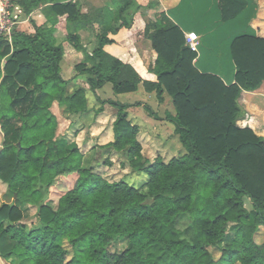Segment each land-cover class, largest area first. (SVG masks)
Returning a JSON list of instances; mask_svg holds the SVG:
<instances>
[{
  "label": "trees",
  "instance_id": "trees-1",
  "mask_svg": "<svg viewBox=\"0 0 264 264\" xmlns=\"http://www.w3.org/2000/svg\"><path fill=\"white\" fill-rule=\"evenodd\" d=\"M216 2L224 22L247 6V0ZM135 4L118 0L112 8L84 13L78 0L13 1L26 17L42 10L47 22L32 21L34 33L15 30L11 42L0 35V182L6 185L0 258L22 264H264V139L237 126L245 116L242 92L264 83V39L244 33L232 39L235 83L226 84L198 70V54L185 33L162 12L146 27L157 59L142 75L105 49L114 43L111 34L132 28L126 14ZM61 18L64 42L57 35ZM94 24L102 31L89 52L78 31ZM66 44L81 55L76 71L94 94L106 84L117 95L141 85L159 101L167 93L176 115L166 120L187 153L168 163L160 157L151 162L143 155L139 126L128 119L130 105L96 96L101 106L95 117L106 105L117 109L114 141L106 147L125 155L132 174L147 180L140 187L128 178L110 182L85 168L78 147L58 135L52 111L55 104L69 115L93 111L86 89H72L61 75ZM28 206L38 209L40 220L32 230L23 223ZM230 223L238 229L223 248ZM121 240L126 248L111 252Z\"/></svg>",
  "mask_w": 264,
  "mask_h": 264
},
{
  "label": "crops",
  "instance_id": "crops-1",
  "mask_svg": "<svg viewBox=\"0 0 264 264\" xmlns=\"http://www.w3.org/2000/svg\"><path fill=\"white\" fill-rule=\"evenodd\" d=\"M15 1V0H13ZM77 1V0H74ZM81 4H83L84 0H78ZM153 0H137L139 6H147L148 3ZM160 3L161 10L159 12H164L176 25H178L185 35L189 32H196L199 37V51L198 57L195 60L196 67L202 73H210L215 74L221 77L226 84L235 83V64L231 57L230 52V43L232 39L239 34H250L257 36L261 39H264V0H247V6L245 11L237 17V19L224 22L221 20L219 8L216 0H155ZM84 13L91 12L90 7L87 6L82 7ZM98 9V8H97ZM93 10V8L91 9ZM96 10V9H95ZM94 10V11H95ZM15 16L16 20L20 19V16L23 12L19 6H15ZM93 12V11H92ZM194 14L196 19L201 22L202 27H195L194 24H191L189 21V17ZM32 21L38 26L44 25L47 20L42 10L35 11L30 17H27L25 20L19 21L18 24H24L22 27L28 24L30 29L20 30L27 33H34L35 29L32 24ZM31 22V23H30ZM139 22H136L133 28L131 29H123L125 32V38L119 42L116 40L115 43L109 44L106 46V51L109 54H113L110 51L111 47H115L117 50L121 51V53L116 57L122 60L124 63L130 64L138 73L144 74L145 70L149 68V66L154 65L157 59V53L152 49L151 46H148L146 39L144 38L142 33V29ZM57 35L59 36V42H62V38L66 35V21L65 18H61L59 24L57 25ZM84 31V30H82ZM90 31V29H89ZM88 32V29L86 30ZM81 34V32H79ZM111 38V37H110ZM145 40V41H144ZM87 48V45H84ZM125 46V47H123ZM88 49V48H87ZM127 51V52H125ZM90 52V51H89ZM114 56V54L112 55ZM81 61V55L76 52L73 48H67L65 46V57L62 63L66 64V72L68 73L67 77L64 76L62 67H61V75L64 80L71 81L72 85L81 86L86 89V93L90 91L89 86L86 84V77L79 75L76 71V66ZM61 63V64H62ZM73 71V72H72ZM85 77V78H83ZM149 79H154L153 76H149ZM140 87L143 88L141 85ZM144 89V88H143ZM100 90H97L94 94L95 96L100 98ZM132 93H129V95ZM117 95V94H116ZM123 95V94H118ZM101 99V98H100ZM158 105V114H161L159 122L164 127H170L168 125L167 116L176 115V110L173 105V101L168 94H164L163 101H159ZM142 103V102H141ZM128 105H132L131 103H126ZM239 104L241 108L244 110L245 116L242 120L237 122V126L240 128H249L251 129L255 135L264 139V83L255 91H243L240 98ZM58 105V104H55ZM54 105V106H55ZM53 106V108H54ZM142 107L146 106L144 102L141 105ZM91 110L92 107H90ZM53 111V109H52ZM114 112V114L112 113ZM129 112H133V110L129 109ZM54 113V112H53ZM117 113V109L112 108L109 105L104 106V111L102 114L95 117V113L91 112L88 116L84 117L82 120L83 124H89L88 121L92 120V127H88L89 131H91L90 136L94 140H99L100 143L98 145L100 147H105L107 144L113 142L114 140V131H113V123L115 121V116ZM58 118V117H57ZM111 119V125L109 134L107 137L104 131L107 128L106 122ZM129 121L133 125V121L128 116ZM59 121V118H58ZM73 122L69 120L66 123L65 127H60L59 123L58 135L64 137V139L71 145V147H77V141L73 138ZM139 126V125H137ZM141 127V126H139ZM156 127V125H155ZM86 132V127H82L77 134L79 137L82 136ZM103 132V133H102ZM142 131H140L138 135V140L141 143L142 147H144L142 143L141 137ZM4 135L2 130L0 129V150L2 149ZM92 140V139H91ZM104 140V141H103ZM112 150V149H109ZM114 151V150H112ZM114 154L117 152H113ZM111 153V154H113ZM120 156H124L119 153ZM143 155L144 150H143ZM149 158V157H147ZM114 161L113 158H111ZM83 166L85 168H93L89 163H86V159L83 160ZM6 191V185L0 182V206H2L6 200L4 198V193ZM31 208L30 206L25 208V211ZM13 261H5L0 258V264H11Z\"/></svg>",
  "mask_w": 264,
  "mask_h": 264
},
{
  "label": "rangeland",
  "instance_id": "rangeland-1",
  "mask_svg": "<svg viewBox=\"0 0 264 264\" xmlns=\"http://www.w3.org/2000/svg\"><path fill=\"white\" fill-rule=\"evenodd\" d=\"M118 0H84L83 6L90 7V11H93L95 9H104L105 7H114L115 2ZM138 2L136 0L135 6L130 8L127 12V18L129 20L133 19L135 25L136 22H139L138 24L142 25V35L145 36L146 27L148 24L155 21L156 15L162 12H159L162 8L160 6V3L158 1H150L147 6H141V8H138ZM93 8V10H91ZM17 16H15L16 18ZM20 19H17L19 21L25 20L27 17L24 13H22L20 16H18ZM189 21L191 24H194L195 27H202L201 22H199L195 15L192 14L189 17ZM31 23V22H30ZM24 24H18L17 29L18 30H26L28 31L30 29V26L26 24V26L22 27ZM116 27L121 25L120 21L115 22L114 24ZM132 26V28H133ZM84 30V31H82ZM87 29H81L78 32H81L80 36L82 38L83 45H87V48L90 52H92L97 46H98V36L102 28L98 24H94L92 29H88V32H86ZM111 39L116 42V40H123L125 36V32L122 31L121 33L111 34ZM146 39L145 44L147 43L148 46H151V42L148 38L144 37ZM145 41V40H144ZM62 42H64V37L62 38ZM67 48H72L69 44H66ZM125 47V46H123ZM110 51L114 54L112 57H117L121 51L117 50L115 47H111ZM127 52V51H125ZM112 54V55H113ZM111 55V54H110ZM62 71L65 77H67L68 73L66 72V64H61ZM135 69V68H134ZM73 72V71H72ZM69 76V75H68ZM84 76V75H83ZM86 77V76H85ZM83 77V78H85ZM76 88V85L72 86V89ZM81 87V86H78ZM101 100H114L116 102H119L121 104L131 103L130 110H133V112H129V109L127 110L128 116L131 118L134 124H137L141 127H139L140 131H142L141 137H142V143L144 145L143 150L145 157H149L151 162H154L156 158L160 157L162 158L166 163H168L172 158L182 156L183 154L187 153L186 148L181 144L179 136L176 134V127L173 123L168 121V125L170 127H164L161 125L159 120H161V114H158L155 111H158V99L155 93H148L146 92L142 87H139V89L132 93V94H123V95H116L114 94L112 90L111 84H106L102 89L99 91ZM167 94V93H165ZM87 98L89 100V107H92L94 112L97 108H99L101 105L97 102L96 96L91 92L88 91L86 93ZM144 102L145 105L151 107V109L154 111L155 116H151L148 111L144 107L141 106V104ZM110 106V105H109ZM114 108L113 106H111ZM95 109V110H94ZM54 114L59 118V123L61 124L60 127H65L66 123L70 121L73 122L72 127L73 128V138L68 139V141H71L74 139L77 141V147L80 151V153L83 155L86 159V163H89L91 167H93V172L102 176L104 179L110 181V182H116L120 181L121 179H127V181L130 184L135 185L136 187H140L143 183L146 182L147 176L141 173H135L132 174V170L130 169L126 157L120 156L119 153H113L116 151L109 150L106 146L100 147L98 143H100L99 140H94L91 138L88 127H92V120H89V124H83L82 119L86 116H78V115H69L65 114L59 105H55L53 108ZM95 113V112H94ZM114 114V112L112 111ZM116 118V116H115ZM162 121V120H161ZM111 125V119L106 122L107 128L104 131L106 133V136L109 134ZM156 125V127H155ZM82 127H86V132L82 134L81 137L76 135V132L81 130ZM103 133V132H102ZM92 139V140H91ZM104 141V140H103ZM114 141V140H113ZM113 153V154H111ZM111 158L114 159V161L111 160ZM132 175V176H131ZM131 176V177H130ZM130 177V178H129ZM75 183V178L73 179V182L71 184ZM71 184L66 185L65 188L67 189ZM64 188V189H65ZM7 203H13L12 199H8ZM246 209L247 211H250L252 209V203L249 199H246ZM26 228L28 230H32L34 228H37L40 226V220L38 217V209L36 207L28 208V210L25 211L24 209V221ZM238 229V226L234 223H230L228 226V236L226 239V242L221 244V247H225L227 244L232 242V240L235 237L236 231ZM126 248V242L125 241H118L113 243V245L110 247V251L113 253H120ZM70 249V248H69ZM11 264H22L19 260H13Z\"/></svg>",
  "mask_w": 264,
  "mask_h": 264
},
{
  "label": "built area",
  "instance_id": "built-area-1",
  "mask_svg": "<svg viewBox=\"0 0 264 264\" xmlns=\"http://www.w3.org/2000/svg\"><path fill=\"white\" fill-rule=\"evenodd\" d=\"M15 6L13 0H0V35L4 36L10 42L13 33L17 29L18 22L15 18ZM186 41L192 52L198 54L200 37L196 32H189L186 35Z\"/></svg>",
  "mask_w": 264,
  "mask_h": 264
}]
</instances>
